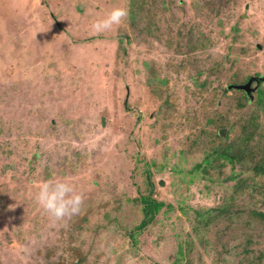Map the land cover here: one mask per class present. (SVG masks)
<instances>
[{
  "label": "rangeland",
  "instance_id": "374dc122",
  "mask_svg": "<svg viewBox=\"0 0 264 264\" xmlns=\"http://www.w3.org/2000/svg\"><path fill=\"white\" fill-rule=\"evenodd\" d=\"M49 179L84 195L66 223L35 202ZM254 213L264 0H0V264H264Z\"/></svg>",
  "mask_w": 264,
  "mask_h": 264
},
{
  "label": "clouds",
  "instance_id": "9594fccd",
  "mask_svg": "<svg viewBox=\"0 0 264 264\" xmlns=\"http://www.w3.org/2000/svg\"><path fill=\"white\" fill-rule=\"evenodd\" d=\"M128 17V9L114 8L106 17L93 22L91 29L97 34H102L120 26ZM97 139L95 134L90 135L87 143L95 146ZM34 198L37 205L53 221L64 223L79 214L84 203L83 193L70 179H49L41 182Z\"/></svg>",
  "mask_w": 264,
  "mask_h": 264
},
{
  "label": "trees",
  "instance_id": "16d2710c",
  "mask_svg": "<svg viewBox=\"0 0 264 264\" xmlns=\"http://www.w3.org/2000/svg\"><path fill=\"white\" fill-rule=\"evenodd\" d=\"M239 88H243L245 91L247 90V86L246 84L243 86H238ZM228 88H232L231 85H229L227 87ZM149 173H147L148 176V181H149ZM149 186H151V184L148 182ZM141 204H142V215H143V220L140 222L139 226L136 228V232H141L142 230H144L148 224H150L151 220L153 219L154 215L158 212V210L160 209V204L156 203L155 201H153L152 199H150V197H141L140 198ZM254 215H258V217H261V219H263L264 221V215L263 214H255ZM263 255H259L258 257H248L243 263L244 264H256L255 260L258 259L257 263H259L261 261V257ZM249 258L251 260V262L254 261V263L249 262ZM246 262V263H245Z\"/></svg>",
  "mask_w": 264,
  "mask_h": 264
},
{
  "label": "water",
  "instance_id": "95a60500",
  "mask_svg": "<svg viewBox=\"0 0 264 264\" xmlns=\"http://www.w3.org/2000/svg\"><path fill=\"white\" fill-rule=\"evenodd\" d=\"M246 86H247V89H248V85L246 84ZM241 88V87H240ZM243 89V88H242ZM247 91V90H246Z\"/></svg>",
  "mask_w": 264,
  "mask_h": 264
}]
</instances>
